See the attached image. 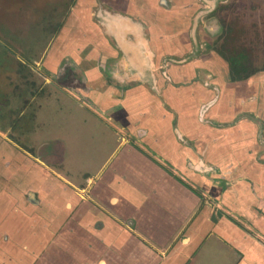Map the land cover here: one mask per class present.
Wrapping results in <instances>:
<instances>
[{"label": "crops", "instance_id": "0c3cea01", "mask_svg": "<svg viewBox=\"0 0 264 264\" xmlns=\"http://www.w3.org/2000/svg\"><path fill=\"white\" fill-rule=\"evenodd\" d=\"M47 2L21 12L8 0L0 27L46 21ZM142 7L74 0L59 13L60 39L95 35L69 53L88 81L62 102L79 104L71 113L100 138L89 148L51 139L58 155L37 161L9 141L7 157L0 131V264H264V78L232 81L211 59L189 81L195 61H169L181 38L148 32ZM183 66L186 79L174 71Z\"/></svg>", "mask_w": 264, "mask_h": 264}, {"label": "rangeland", "instance_id": "374dc122", "mask_svg": "<svg viewBox=\"0 0 264 264\" xmlns=\"http://www.w3.org/2000/svg\"><path fill=\"white\" fill-rule=\"evenodd\" d=\"M7 1L3 0L0 3V10L6 6ZM11 1L17 2L15 6L21 12L27 11L29 9L27 6L33 5V3L29 5L30 0ZM46 1L52 5L48 18H44L47 19L46 21L30 24L29 29L25 30H23V23H20L24 33L22 31V33L13 34L11 29L0 27L2 33L0 42L4 46L3 49L0 46V129L4 134L3 140L9 146L11 144L8 141L12 144H24L22 145L24 148L33 147L34 150H28L35 152L34 154L39 155L41 159L48 152L44 150L50 149L45 137H48L49 141L54 139L60 142L59 139H61L60 143L65 147L82 144L83 148L98 144V138H100L99 135H91L90 131H86L97 128L94 122L86 121L82 114L77 112L71 113L75 108L80 107L79 104L72 105L68 102L64 105L62 102L63 93L67 94V99L74 98L76 96L72 94L73 91H80L78 83L83 85L85 81H88L85 72L76 68V62L69 56V53L74 50L76 42L86 46L91 43L90 38L96 40L95 35L89 37L83 34L86 32L83 31V33L80 32L81 35L77 33L74 38L60 39L59 32H56L60 31L57 29L58 26L60 28L63 26L62 21L58 23L61 19L59 13L64 14L63 11L65 12L66 8L69 9L74 0ZM163 1L142 0L145 7L140 8L138 12L143 18L146 15L145 19L151 22L149 25L147 23L148 27L145 26L146 30L150 26V28L154 27L157 33L166 35L171 34V32L167 33L171 26H176L178 28L176 32L187 33V38L182 41L179 39V46L177 45L178 48L180 47L181 54L169 61L193 59L195 61L193 67L196 69L195 76L192 74L193 78L189 77V81L197 79L200 77L198 72L204 71L203 68L198 67L202 60L208 62L211 59L213 61L217 59L222 64L221 72L224 73L225 59L220 57V51L226 54L229 50L245 52L249 56V64L253 71L264 70V0H166L174 5L173 8L162 3ZM150 2L153 5L156 4V7H151ZM188 2L190 5L186 9L179 7ZM61 3L62 6L57 7ZM122 4V1L117 4L120 10L124 8ZM160 6L170 9L167 15ZM44 15L47 16V12ZM184 17L189 19L185 23L181 21ZM23 35H29V38L24 39ZM73 35L74 33L71 36ZM185 41L186 44H180ZM163 42H160V45L162 51H165ZM96 48L106 53L105 41L100 39ZM45 51L47 55L45 54L44 57ZM22 61L34 66L35 63L40 65L41 62L52 63L56 69L49 72L43 68L40 70L36 66V71H33L24 66ZM85 62L89 63L87 60ZM190 68V66L176 67L174 71L180 73V78L183 76L186 79V71ZM171 73L175 72L171 71ZM256 76L259 79L264 78V72L253 75V77ZM109 78L111 80V77ZM110 83H113L112 80ZM66 90L72 91L71 94ZM80 99L78 101L84 105L83 111L91 113L90 103L88 104L84 97ZM63 112L70 113L64 114ZM10 147L9 151L4 153L7 157H11L12 146ZM55 150H57L56 147ZM51 152H53L52 148ZM55 155H58V152H55Z\"/></svg>", "mask_w": 264, "mask_h": 264}, {"label": "trees", "instance_id": "16d2710c", "mask_svg": "<svg viewBox=\"0 0 264 264\" xmlns=\"http://www.w3.org/2000/svg\"><path fill=\"white\" fill-rule=\"evenodd\" d=\"M220 54L229 65L230 75L233 81L245 80L255 73L264 72V70L253 71L251 69L249 56L245 52L229 50L227 54L225 52H220Z\"/></svg>", "mask_w": 264, "mask_h": 264}, {"label": "flooded vegetation", "instance_id": "af4514ba", "mask_svg": "<svg viewBox=\"0 0 264 264\" xmlns=\"http://www.w3.org/2000/svg\"><path fill=\"white\" fill-rule=\"evenodd\" d=\"M133 1V0H132ZM144 2V1H143ZM142 2V3H143ZM151 3V7H156V4H152V2H150ZM162 3H164V4H168L171 8H173L174 7V5L171 3H168V1H166V0H164ZM117 5V4H116ZM190 4H189V2H188V4H183V5H180L179 7L181 8V9H186L187 8V6H189ZM159 6V5H158ZM144 7H145V5L143 4V9H144ZM161 7V6H160ZM162 8V11H164L165 13H166V15L168 14V12H169V10L170 9H168V7H161ZM145 17H147L146 15H145ZM177 18H178V16H176ZM185 18H187V17H184L183 19H181V21L183 22V23H185V22H187L189 19H185ZM155 20V19H154ZM146 21H148L147 19H146ZM149 24H151L150 22H148ZM148 24V25H149ZM146 25H147V23H146ZM148 25H147V27H148ZM157 26H159V25H157ZM176 26H171L170 27V30L167 32V33H169V32H175V33H177L176 35L177 36H179V38H181V40H183V39H185L184 37L186 36V38H187V33L186 32H184V31H178V32H176ZM154 30L155 28L154 27H151L150 28V26H149V29H148V32H150L151 30ZM178 29V28H177ZM187 31V30H186ZM183 35V36H182ZM180 40V41H181ZM175 44V43H174ZM181 44V43H180ZM179 46V41H177L176 42V44L174 45L175 47H177L178 48V46ZM181 45H183V44H181ZM180 48V47H179ZM178 48V49H179ZM220 52H222V51H220ZM220 52H219V55H220V57L222 58V59H224L223 57H222V55L220 54ZM225 65H226V67H227V70H228V74H229V76H230V80H232V78H231V75H230V70H229V65H228V63L225 61ZM251 67V66H250ZM259 73V72H258ZM256 74V73H255ZM254 74V75H255ZM253 77V75L250 77V78H252ZM250 78H248V79H250ZM245 80H247V79H245ZM233 81V80H232ZM240 81H242V80H240ZM0 131H1V129H0ZM1 132H3V131H1ZM46 138V140H48V137H45ZM40 139V138H39ZM47 143V142H46ZM17 146H19L20 148H22L23 149V152H26V153H28V154H30L34 159H36L37 161H39V160H41L42 161V159H41V157L39 156V155H35L34 153L35 152H30L29 150H34L33 149V147H30V148H24L22 145H24V144H22V145H20L19 143H15ZM34 144H38V143H36V142H34ZM47 145H48V147H50V149H45L44 151L45 152H47V153H45V156H44V158L43 159H45L46 158V156L48 155V154H55V152H57V150H55V151H53V152H51V148H52V150L53 149H55V147H54V144L52 143V142H50L49 140H48V143H47ZM46 145V146H47ZM29 149V150H28ZM48 157V156H47ZM58 157V156H57Z\"/></svg>", "mask_w": 264, "mask_h": 264}]
</instances>
